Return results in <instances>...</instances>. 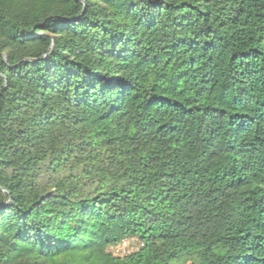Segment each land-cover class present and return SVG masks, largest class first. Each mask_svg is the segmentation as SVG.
Wrapping results in <instances>:
<instances>
[{
    "label": "trees",
    "instance_id": "16d2710c",
    "mask_svg": "<svg viewBox=\"0 0 264 264\" xmlns=\"http://www.w3.org/2000/svg\"><path fill=\"white\" fill-rule=\"evenodd\" d=\"M0 264H264V0H0Z\"/></svg>",
    "mask_w": 264,
    "mask_h": 264
},
{
    "label": "rangeland",
    "instance_id": "374dc122",
    "mask_svg": "<svg viewBox=\"0 0 264 264\" xmlns=\"http://www.w3.org/2000/svg\"><path fill=\"white\" fill-rule=\"evenodd\" d=\"M124 243L120 244L118 243L117 246H113L110 249L112 250L113 253L115 254H124V253H128L134 249H136L138 242L135 238H125L123 239Z\"/></svg>",
    "mask_w": 264,
    "mask_h": 264
},
{
    "label": "built area",
    "instance_id": "2783aa9c",
    "mask_svg": "<svg viewBox=\"0 0 264 264\" xmlns=\"http://www.w3.org/2000/svg\"><path fill=\"white\" fill-rule=\"evenodd\" d=\"M123 243H124V240H122L120 244H123ZM115 246H117V245H115ZM115 246H114V247H115Z\"/></svg>",
    "mask_w": 264,
    "mask_h": 264
}]
</instances>
